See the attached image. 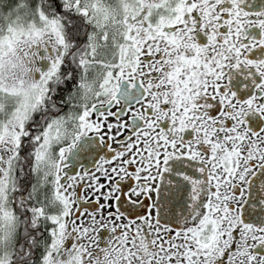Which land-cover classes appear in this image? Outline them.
<instances>
[{"label": "snow or ice", "instance_id": "1", "mask_svg": "<svg viewBox=\"0 0 264 264\" xmlns=\"http://www.w3.org/2000/svg\"><path fill=\"white\" fill-rule=\"evenodd\" d=\"M0 264H264V0H0Z\"/></svg>", "mask_w": 264, "mask_h": 264}]
</instances>
